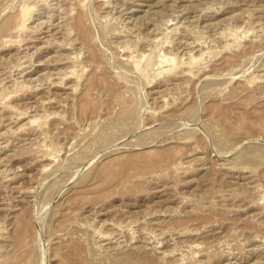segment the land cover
Segmentation results:
<instances>
[{"label":"rangeland","instance_id":"1","mask_svg":"<svg viewBox=\"0 0 264 264\" xmlns=\"http://www.w3.org/2000/svg\"><path fill=\"white\" fill-rule=\"evenodd\" d=\"M0 264H264V0H0Z\"/></svg>","mask_w":264,"mask_h":264}]
</instances>
